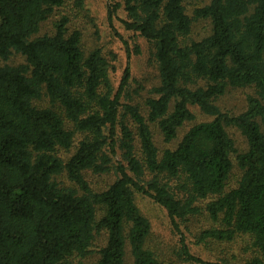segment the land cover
Here are the masks:
<instances>
[{"label": "trees", "instance_id": "obj_1", "mask_svg": "<svg viewBox=\"0 0 264 264\" xmlns=\"http://www.w3.org/2000/svg\"><path fill=\"white\" fill-rule=\"evenodd\" d=\"M183 1L108 4L109 20L121 9L149 44L157 81L135 102L129 65L114 86L101 49L85 51L55 14L66 0H0V264H127V248L128 264H161L137 193L175 227L210 219L201 242L245 235L252 255L231 264H264V0H209L192 15ZM51 16L53 30L39 34ZM196 19L210 31L193 39ZM15 54L24 61L9 63ZM230 88L249 90L237 113L218 104ZM154 126L176 144L159 148ZM110 173L92 187L88 175Z\"/></svg>", "mask_w": 264, "mask_h": 264}, {"label": "rangeland", "instance_id": "obj_2", "mask_svg": "<svg viewBox=\"0 0 264 264\" xmlns=\"http://www.w3.org/2000/svg\"><path fill=\"white\" fill-rule=\"evenodd\" d=\"M209 0H184L186 12L190 15L193 9L206 4ZM67 5L55 10L59 17L65 13L69 17V30L78 29L81 32V44L85 51L93 48L101 49L103 55L110 64V77L114 86H117L126 65H129L131 72L132 89L138 88V93L133 101L141 102L147 95L150 87L156 83V70L150 57L149 44L134 32L127 30L121 20L125 18L124 12L119 9L117 15L111 20L108 19L107 8L110 0H66ZM57 18V17H56ZM54 16L49 17L40 25V33H50L56 20ZM210 31V22L206 19H196L192 22L190 36L198 39ZM135 46L139 48L135 52ZM127 50L131 52L128 57ZM23 56L12 55L9 63L16 64L23 62ZM249 92L245 88H230L218 100L221 108L237 113L242 110L245 104V95ZM38 106H46L47 99L42 98L35 101ZM197 113V119H203L201 113ZM239 149L245 148L244 138L236 128H229ZM155 142L159 148L173 147L177 140L172 143H164L157 127H153ZM178 139V138H177ZM117 158V157H115ZM236 169L234 172L236 173ZM233 172V173H234ZM114 175H88L93 188L99 189L113 179ZM231 176V182L234 180ZM137 206L148 218L151 229L148 238V245L157 254L161 264H204L186 259L181 251L182 243L188 248L190 254L207 262L208 264H231L243 262L252 255L248 249V238L245 235L235 237L233 241L220 243L213 240L201 242L199 234L203 228L210 223L206 216L188 218L186 221H177L175 227L167 215L165 209L155 203L151 198L141 193L135 197ZM181 238L183 240H181ZM103 237H97L95 246L102 242ZM96 257L93 253L85 258L91 261ZM131 262V256L127 248L126 263ZM75 264V263H73Z\"/></svg>", "mask_w": 264, "mask_h": 264}]
</instances>
